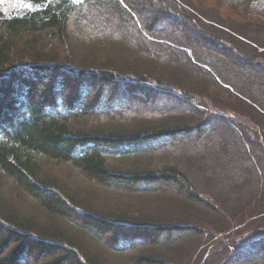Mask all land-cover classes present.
Instances as JSON below:
<instances>
[{
    "label": "trees",
    "instance_id": "1",
    "mask_svg": "<svg viewBox=\"0 0 264 264\" xmlns=\"http://www.w3.org/2000/svg\"><path fill=\"white\" fill-rule=\"evenodd\" d=\"M26 1L0 264H264V0Z\"/></svg>",
    "mask_w": 264,
    "mask_h": 264
},
{
    "label": "rangeland",
    "instance_id": "2",
    "mask_svg": "<svg viewBox=\"0 0 264 264\" xmlns=\"http://www.w3.org/2000/svg\"><path fill=\"white\" fill-rule=\"evenodd\" d=\"M38 7L32 3L28 2L26 0H0V10L3 12V14L8 17H15V16H22L27 14L28 12H33L37 10ZM144 16H150V13H144ZM105 17V16H103ZM100 21L103 22L102 27L106 26V18H99ZM95 26H99L96 24ZM107 27V26H106ZM134 28L130 27L128 24L125 28V32H128L129 34L134 32ZM171 31L170 28H168V33ZM177 36H181V31H177L174 33Z\"/></svg>",
    "mask_w": 264,
    "mask_h": 264
}]
</instances>
